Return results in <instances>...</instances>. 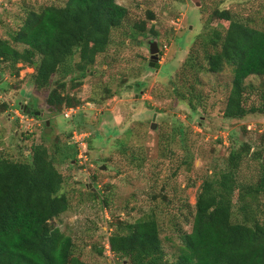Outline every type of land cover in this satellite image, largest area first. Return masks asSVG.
I'll use <instances>...</instances> for the list:
<instances>
[{"label": "rangeland", "instance_id": "rangeland-1", "mask_svg": "<svg viewBox=\"0 0 264 264\" xmlns=\"http://www.w3.org/2000/svg\"><path fill=\"white\" fill-rule=\"evenodd\" d=\"M116 1L128 9V15L111 32L106 51L97 56L91 71L77 79L81 83L74 87L67 83L68 93L78 101L69 116L63 115L65 109L49 110L48 89L34 86L33 67L23 66L16 77L8 71L0 73V155L20 159L28 156L26 149L31 144L48 147L64 176L62 192L69 200L67 210L52 222L72 238L74 251L84 264H119L107 248L114 226L118 221L134 222L150 215L159 223L167 258L174 260L180 247L177 231H190L200 184L226 167L232 141L249 143L251 153L262 146L264 153V116L224 119L232 81L229 66L219 73H198L201 84L196 90L204 99L196 111L175 99L170 80L190 52L196 55L203 23L216 6L229 8L264 30V0ZM64 2L0 0V37L8 38V32L19 27L26 9ZM147 10L153 13L152 20ZM138 19H147L156 34L134 29ZM153 40L159 47L158 69L148 65ZM199 53L198 61L204 64ZM260 80L250 76L246 82ZM17 101L31 103L43 115L27 114ZM17 114L23 116L22 122ZM178 125L180 136L173 133ZM72 133L76 134L73 140ZM67 138L69 152L76 151L80 157L75 169L64 155H53ZM185 156L192 160L187 167L180 165ZM260 165L261 161L244 156L237 182L254 184ZM259 206L264 213V193Z\"/></svg>", "mask_w": 264, "mask_h": 264}, {"label": "trees", "instance_id": "trees-1", "mask_svg": "<svg viewBox=\"0 0 264 264\" xmlns=\"http://www.w3.org/2000/svg\"><path fill=\"white\" fill-rule=\"evenodd\" d=\"M146 12L152 20L153 13ZM127 15L128 9L116 0H65L62 5L26 9L19 27L9 31L8 38L0 37V73L8 71L16 77L23 66L33 67L34 86L48 89L49 110L72 108L78 101L68 93L67 83L72 87L81 83L77 79L91 71L97 56L106 51L111 32L122 26ZM133 27L156 34L147 19L136 20ZM198 40L196 55L190 52L170 80L175 99L192 111L203 107L204 97L196 90L201 84L198 73H219L229 66L232 81L224 119L264 116V30L218 5L204 21ZM200 51L204 64L198 61ZM250 76L261 80L246 82ZM180 129L175 126L173 133L180 136ZM68 138L53 155H64L75 169L80 157L76 151L69 152ZM251 148L233 140L226 167L202 180L191 229L177 231L180 247L174 260L167 258L159 223L150 215L114 226L107 248L119 264H264V213L259 206L264 153L262 146L252 153ZM26 152L28 156L20 159L0 155V264H84L72 238L52 222L69 207L62 192L63 174L46 145L31 144ZM244 156L261 161L254 184L237 182ZM188 159L185 156L180 165L189 166L192 160Z\"/></svg>", "mask_w": 264, "mask_h": 264}, {"label": "water", "instance_id": "water-1", "mask_svg": "<svg viewBox=\"0 0 264 264\" xmlns=\"http://www.w3.org/2000/svg\"><path fill=\"white\" fill-rule=\"evenodd\" d=\"M158 52H159V47H158L157 42L155 40L150 41V43H149L150 57H149L148 65L150 67L155 68V69H158L159 66H160V63L158 61ZM27 113H29V110H27ZM154 117H155V113L153 115V119H154ZM45 125L48 127V125H49V120L48 119L45 121ZM151 128H154V124H151ZM48 129L49 128H47L45 130V132H48Z\"/></svg>", "mask_w": 264, "mask_h": 264}, {"label": "flooded vegetation", "instance_id": "flooded-vegetation-1", "mask_svg": "<svg viewBox=\"0 0 264 264\" xmlns=\"http://www.w3.org/2000/svg\"><path fill=\"white\" fill-rule=\"evenodd\" d=\"M17 103L20 104L19 101H17ZM18 106L20 107L21 110H24L26 113H27V110H29V113H31V114H34V115H35V114L39 113L40 116L43 115V113H41V112H37L36 109H35L34 107H32L33 105L31 106V103L29 104V103L27 102V103H24V104H22V105L20 104V105H18ZM21 106H22V107H21ZM13 114H15V113H13ZM27 114H28V113H27ZM17 119H18V117H17Z\"/></svg>", "mask_w": 264, "mask_h": 264}, {"label": "built area", "instance_id": "built-area-1", "mask_svg": "<svg viewBox=\"0 0 264 264\" xmlns=\"http://www.w3.org/2000/svg\"><path fill=\"white\" fill-rule=\"evenodd\" d=\"M72 111H74V109L73 108H68V109H65V110H63L62 111V113L67 117V116H69L71 113H72ZM17 117H18V121L19 122H22L23 120V116H21V115H19V114H17ZM76 137V134H74V138ZM75 141H80V140H75Z\"/></svg>", "mask_w": 264, "mask_h": 264}]
</instances>
